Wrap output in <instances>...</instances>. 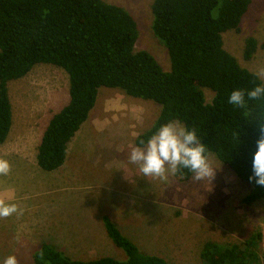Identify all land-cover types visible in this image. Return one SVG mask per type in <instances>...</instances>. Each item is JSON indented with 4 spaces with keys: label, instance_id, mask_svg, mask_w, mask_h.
I'll return each instance as SVG.
<instances>
[{
    "label": "rangeland",
    "instance_id": "374dc122",
    "mask_svg": "<svg viewBox=\"0 0 264 264\" xmlns=\"http://www.w3.org/2000/svg\"><path fill=\"white\" fill-rule=\"evenodd\" d=\"M104 1L122 6L134 17L135 49L148 51L168 71L167 48L152 32L153 0ZM239 27L222 33L223 48L255 73L264 66V0H251ZM249 36L257 47L245 59ZM7 86L12 124L0 145L4 152L0 158L7 159L13 171L0 176V189L11 187L18 196L21 193L14 203L24 211L0 218V264L9 255H15L18 264H33V252L44 242L75 259H124L122 249L106 234L103 215L141 251L170 264H202L199 253L206 241L242 243L257 230L262 233L259 254L264 263V198L244 203L251 185L213 153H208L209 160L220 168L211 188L205 181L194 182L192 175L181 180L170 174L166 181L145 177L139 165L128 161L131 148L139 147L135 137L153 124L159 104L100 87L94 107L69 145L68 163L51 173L30 162L49 119L68 101L67 73L38 63ZM203 91L210 101L213 92Z\"/></svg>",
    "mask_w": 264,
    "mask_h": 264
},
{
    "label": "trees",
    "instance_id": "16d2710c",
    "mask_svg": "<svg viewBox=\"0 0 264 264\" xmlns=\"http://www.w3.org/2000/svg\"><path fill=\"white\" fill-rule=\"evenodd\" d=\"M251 0H153V35L167 48L170 69L165 71L146 50L135 49L134 17L122 6L104 0H0V144L6 140L12 109L8 82L25 76L34 65L48 63L68 75V101L49 119L36 152L37 165L46 171L60 167L67 146L95 104L100 87L152 100L160 111L146 131L135 137L143 147L157 129L179 121L194 129L208 153L251 185L246 204L264 198V186L250 182L259 130L253 117H264V98L248 100L245 108L228 103L234 89L245 92L264 83L243 68L223 48L222 33L239 30ZM257 42L245 40L249 59ZM204 88L213 92L206 100ZM247 99V97H246ZM233 133H239L234 136ZM192 175L181 169L175 176ZM102 222L124 259L101 256L75 259L44 242L32 254L33 264H170L141 251L106 215ZM260 231L242 243L206 241L202 264H264L259 254Z\"/></svg>",
    "mask_w": 264,
    "mask_h": 264
},
{
    "label": "clouds",
    "instance_id": "9594fccd",
    "mask_svg": "<svg viewBox=\"0 0 264 264\" xmlns=\"http://www.w3.org/2000/svg\"><path fill=\"white\" fill-rule=\"evenodd\" d=\"M254 75L264 81V66L256 70ZM247 97V99H246ZM264 98V83H258L246 92L234 89L228 96V103L245 108L248 100ZM259 136L256 140V150L252 159V175L250 182L264 186V117L257 119ZM239 136V133H233ZM143 147H132L128 153V161L139 165L140 172L145 177L159 178L166 181L168 176L175 175L181 169H187L192 173L194 182L205 181L212 186L216 171L219 166H214L207 155V149L194 129H188L179 121H170L161 125L157 131L149 137L147 142L141 141ZM11 171V164L7 159L0 158V176H6ZM23 208L14 202H8L0 198V218H8L13 215H22ZM3 264H18L15 255L7 256Z\"/></svg>",
    "mask_w": 264,
    "mask_h": 264
},
{
    "label": "crops",
    "instance_id": "0c3cea01",
    "mask_svg": "<svg viewBox=\"0 0 264 264\" xmlns=\"http://www.w3.org/2000/svg\"><path fill=\"white\" fill-rule=\"evenodd\" d=\"M94 107V106H93ZM92 107V108H93ZM91 111V110H90ZM80 129V128H79ZM79 129H78V131H79ZM77 131V132H78ZM76 132V133H77ZM76 133H75V135H76ZM74 135V136H75ZM74 136H73V138L70 140V142L68 143V146H67V151H66V157H65V160H64V163L60 166V167H58L57 169H54V170H51L50 172L51 173H55L57 170H59L61 167H63V166H65L67 163H68V158H69V156H68V154H69V145H70V143H71V141L74 139ZM5 142V141H4ZM1 146H2V144H0ZM80 150H82V149H80ZM0 155H3L4 156V152H2V150L0 151ZM17 155H18V157H22V158H24V159H26V161L29 159L28 157L29 156H27L26 154H24V153H20V154H18L17 153ZM36 155V154H35ZM33 156V160H31V164L32 165H37V163H36V156H34V155H32ZM17 157V156H16ZM37 167H38V165H37ZM39 168V167H38ZM43 170V169H42ZM11 171H13V170H11ZM46 171V170H45ZM52 171H54V172H52ZM0 198H2V199H5L6 201H8V202H15V200H17V199H20L21 198V193H20V195L18 196L17 194H16V192L14 191V189L13 188H11V187H6V189H3V188H1L0 189ZM22 206H25L26 207V204H22ZM30 206V205H29ZM26 208H28V207H26Z\"/></svg>",
    "mask_w": 264,
    "mask_h": 264
}]
</instances>
